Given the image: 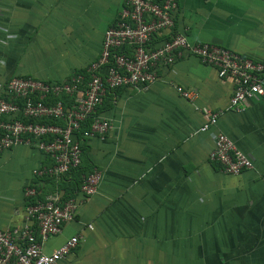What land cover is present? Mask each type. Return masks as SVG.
Returning a JSON list of instances; mask_svg holds the SVG:
<instances>
[{
  "label": "crops",
  "instance_id": "obj_1",
  "mask_svg": "<svg viewBox=\"0 0 264 264\" xmlns=\"http://www.w3.org/2000/svg\"><path fill=\"white\" fill-rule=\"evenodd\" d=\"M124 1L0 0V96L14 76L63 82L88 68ZM174 19L191 44L264 60V0H178ZM234 88L215 67L185 56L147 88L109 93L99 114L114 129L83 146V164L101 172V184L90 199L76 196L75 220L44 252L79 237L58 264H264V95L230 110ZM213 114L217 125L200 132ZM218 133L252 170L230 176L209 159ZM51 164L34 144L0 152V231L29 225L26 207L36 200L64 199L61 180L73 188L72 176H34ZM28 188L41 199H28Z\"/></svg>",
  "mask_w": 264,
  "mask_h": 264
},
{
  "label": "built area",
  "instance_id": "obj_2",
  "mask_svg": "<svg viewBox=\"0 0 264 264\" xmlns=\"http://www.w3.org/2000/svg\"><path fill=\"white\" fill-rule=\"evenodd\" d=\"M177 2L125 0L118 22L105 32L101 53L88 67L87 75H73L63 82L12 77L0 96V152L34 144L52 161L50 166L34 170V176L65 178L81 169L83 145L88 140L104 138L113 131V122L99 114L106 96L126 87L147 88L159 80L161 67H171L185 56L199 58L215 67L221 79L235 82L230 110L238 111L247 101L263 96L264 60L254 61L210 44H191L186 35L174 30ZM162 36L164 40L158 44ZM177 91L185 99L194 97L183 88ZM63 96L73 98V103L52 102ZM218 119L219 114L211 115L199 131L208 132ZM209 159L230 176L254 168L223 133L215 135ZM101 181V172L93 169L83 178L75 196L64 200L57 195L29 204V225L19 232L0 231V264H58L68 256L80 244L79 237L50 254L44 252V244L75 220L79 207L76 196L90 199ZM26 195L33 200L38 192L28 188Z\"/></svg>",
  "mask_w": 264,
  "mask_h": 264
},
{
  "label": "trees",
  "instance_id": "obj_3",
  "mask_svg": "<svg viewBox=\"0 0 264 264\" xmlns=\"http://www.w3.org/2000/svg\"><path fill=\"white\" fill-rule=\"evenodd\" d=\"M162 37H164V36H162ZM87 69L88 68L83 69L80 72H77L76 74H74V76H77V75H80V74L81 75H87ZM87 78H88V76H87ZM58 100H62L65 103V105H67V106H70L73 103V98L68 97V96H63L61 98H55V99L52 100V102H56ZM20 104H23V101H21ZM23 120L28 121L26 119H23ZM92 170H93V168L90 169L89 166L88 167L87 166H84V164L82 162V166H81V169L80 170L74 171L71 174L67 175L65 177V179H68V177L72 176L73 179H74V181H75V184L72 185L73 186L72 189H70L69 186L66 187V183H65L66 180H61L59 182V185H60V189L59 190L65 192V198H64V200L69 199L70 197H73V196L76 195V193H77L76 191H77V189H79V186L82 184L83 178L85 176H87L88 174H90L92 172ZM45 179H50V181H52V180H55L57 178H55V177H46ZM72 183H73V180H72ZM38 198L41 199L40 194H39Z\"/></svg>",
  "mask_w": 264,
  "mask_h": 264
}]
</instances>
